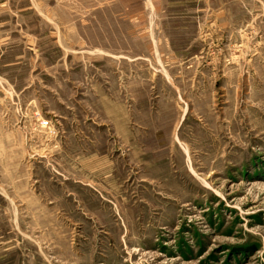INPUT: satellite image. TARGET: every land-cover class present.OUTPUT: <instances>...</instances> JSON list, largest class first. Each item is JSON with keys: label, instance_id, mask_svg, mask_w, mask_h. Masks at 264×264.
I'll list each match as a JSON object with an SVG mask.
<instances>
[{"label": "rangeland", "instance_id": "1", "mask_svg": "<svg viewBox=\"0 0 264 264\" xmlns=\"http://www.w3.org/2000/svg\"><path fill=\"white\" fill-rule=\"evenodd\" d=\"M0 264H264V0H0Z\"/></svg>", "mask_w": 264, "mask_h": 264}]
</instances>
